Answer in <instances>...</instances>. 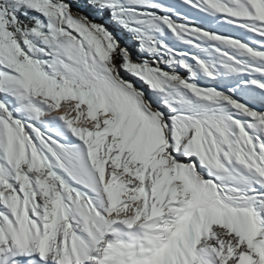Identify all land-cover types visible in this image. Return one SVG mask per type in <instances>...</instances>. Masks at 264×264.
Masks as SVG:
<instances>
[{
  "label": "snow or ice",
  "instance_id": "obj_1",
  "mask_svg": "<svg viewBox=\"0 0 264 264\" xmlns=\"http://www.w3.org/2000/svg\"><path fill=\"white\" fill-rule=\"evenodd\" d=\"M0 264H264V0H0Z\"/></svg>",
  "mask_w": 264,
  "mask_h": 264
},
{
  "label": "rangeland",
  "instance_id": "obj_2",
  "mask_svg": "<svg viewBox=\"0 0 264 264\" xmlns=\"http://www.w3.org/2000/svg\"><path fill=\"white\" fill-rule=\"evenodd\" d=\"M178 2V0H177ZM73 10L74 11H79L82 14L86 15L89 17V19L94 20L97 23H103L104 26L110 31L112 32V34L120 41L121 46L122 47H126L129 49V51L132 54L133 59H139L140 54L137 52V48H136V44L135 42L131 39V37L124 32L123 29H120L117 25H115L110 17L108 13H104L103 16L98 15L96 13H94L92 10L85 8V7H79L77 8L75 6V4L73 5ZM189 19H196L195 16H190ZM224 34H228V35H236L237 33L235 32H225ZM180 75L184 76L186 75V73L183 70H179ZM123 75V73H122ZM126 79H133L129 76H125Z\"/></svg>",
  "mask_w": 264,
  "mask_h": 264
}]
</instances>
